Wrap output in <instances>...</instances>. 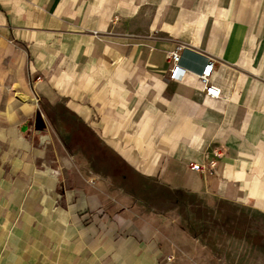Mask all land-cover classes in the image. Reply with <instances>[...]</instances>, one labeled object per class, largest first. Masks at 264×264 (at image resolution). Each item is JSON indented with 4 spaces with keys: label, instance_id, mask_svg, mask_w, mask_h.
Masks as SVG:
<instances>
[{
    "label": "crops",
    "instance_id": "crops-1",
    "mask_svg": "<svg viewBox=\"0 0 264 264\" xmlns=\"http://www.w3.org/2000/svg\"><path fill=\"white\" fill-rule=\"evenodd\" d=\"M178 46L179 82L165 60ZM207 58L219 98L196 79ZM0 70L81 176L78 207H124L114 221L132 264H196L179 258L185 231L151 223L175 213L264 222V0H0Z\"/></svg>",
    "mask_w": 264,
    "mask_h": 264
},
{
    "label": "rangeland",
    "instance_id": "rangeland-1",
    "mask_svg": "<svg viewBox=\"0 0 264 264\" xmlns=\"http://www.w3.org/2000/svg\"><path fill=\"white\" fill-rule=\"evenodd\" d=\"M10 73L0 70V264H77V260L132 264V253L123 251L128 250L123 246L125 232L114 221L126 212L124 207L91 212L78 207L73 187L81 176L67 171L45 122L44 128H35V101ZM25 166H30L27 174ZM50 178L55 181L51 191L40 192L36 182L47 184ZM68 214L62 223L59 215ZM175 214L165 223H151L164 233L185 231L187 236L179 241L189 260L185 254L180 259L196 264H264V222L251 227L243 221L196 222L193 214H187L189 220ZM233 228H248L250 234L228 237L226 232ZM101 248L103 252L96 253ZM171 261L173 256H167L159 264Z\"/></svg>",
    "mask_w": 264,
    "mask_h": 264
},
{
    "label": "built area",
    "instance_id": "built-area-1",
    "mask_svg": "<svg viewBox=\"0 0 264 264\" xmlns=\"http://www.w3.org/2000/svg\"><path fill=\"white\" fill-rule=\"evenodd\" d=\"M181 49L182 47L178 46L174 50L167 52L165 55V60L168 64L167 77L168 79L172 81H177V82L182 81L186 74L185 73L186 70L183 67H181V65L179 64V61H180L179 51ZM212 70H213V61L212 59L207 58L201 70L196 74V79L201 87L202 92L207 97L219 98L220 91L211 82ZM214 155L216 157L220 156L221 151L215 150ZM213 165H214L213 162H210L208 164L209 168L213 167ZM189 166L191 169L196 170V171L203 170V167H201L199 164H190Z\"/></svg>",
    "mask_w": 264,
    "mask_h": 264
},
{
    "label": "bare ground",
    "instance_id": "bare-ground-1",
    "mask_svg": "<svg viewBox=\"0 0 264 264\" xmlns=\"http://www.w3.org/2000/svg\"><path fill=\"white\" fill-rule=\"evenodd\" d=\"M41 116H39V118L37 119L35 126L37 129L41 128V124L43 123L42 120L40 121ZM21 140V139H20ZM54 180L53 179H49L48 183L46 184L43 180L41 182H36L37 188L39 189L40 192H46L45 189L47 190V192L51 191V188L54 186Z\"/></svg>",
    "mask_w": 264,
    "mask_h": 264
},
{
    "label": "water",
    "instance_id": "water-1",
    "mask_svg": "<svg viewBox=\"0 0 264 264\" xmlns=\"http://www.w3.org/2000/svg\"><path fill=\"white\" fill-rule=\"evenodd\" d=\"M41 114H40V112L39 111H36L35 112V123H36V121H37V119L39 118V116H40ZM41 119H42V117H41ZM41 119H40V121H41ZM43 121V120H42ZM44 126L45 125H43V123L41 124V129L42 128H44ZM35 128H36V126H35ZM38 130V129H37Z\"/></svg>",
    "mask_w": 264,
    "mask_h": 264
}]
</instances>
